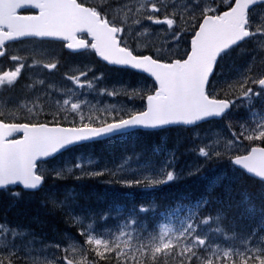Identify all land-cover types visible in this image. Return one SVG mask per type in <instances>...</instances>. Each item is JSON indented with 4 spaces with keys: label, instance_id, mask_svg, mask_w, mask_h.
<instances>
[{
    "label": "snow or ice",
    "instance_id": "obj_1",
    "mask_svg": "<svg viewBox=\"0 0 264 264\" xmlns=\"http://www.w3.org/2000/svg\"><path fill=\"white\" fill-rule=\"evenodd\" d=\"M258 3L264 0H124L119 5L114 0H0V57L12 62L0 69V90L33 93L21 103L0 107V191L19 200L44 192L50 181L105 175L108 183L155 189L225 161L261 185L259 197L244 192L237 199L224 177L216 176L199 195L160 212L166 222L147 232L137 213L157 208L141 205L125 214L117 207L112 218L119 222L105 227L109 214L82 207V193H48L42 206L59 213L74 233H59L57 242L40 241L37 247L34 232L0 223V264H264V55L258 63L253 56L233 78L223 73V62L248 41L258 38L264 49V16L254 15ZM152 25L165 26L159 44L141 40ZM57 42L76 55L99 57L142 75L143 83L122 90L100 87L103 74L96 76L87 66L64 74L71 86L57 87L45 79L27 82L25 69L58 70L59 58L42 59L50 54L45 45ZM15 43L32 47L26 55L10 53ZM87 90L140 103L101 107L81 98ZM241 109L248 118L229 119ZM219 121H227L229 135L216 132L209 139L197 133L198 143L189 150L203 163L187 172L176 168L174 149L159 166L133 168L128 163L132 157L115 166L83 157L70 165L53 163L85 142L140 130L198 129ZM245 218L257 227L248 231L237 223Z\"/></svg>",
    "mask_w": 264,
    "mask_h": 264
},
{
    "label": "rangeland",
    "instance_id": "obj_2",
    "mask_svg": "<svg viewBox=\"0 0 264 264\" xmlns=\"http://www.w3.org/2000/svg\"><path fill=\"white\" fill-rule=\"evenodd\" d=\"M91 2V0H89ZM179 4H183L185 0H177ZM124 3V0H114V4L119 5ZM256 15V18L259 19L261 16H264V10L261 9L259 11H256L254 13ZM165 26H157L152 25L149 29V35H146L145 37H141V40H148L151 42H155L157 44L164 41V36L162 35L163 30ZM252 53L246 54L243 53L240 56H238L239 64H230L228 65L229 69L227 71V75H224V77L227 78H233L238 73L242 72L247 66L252 62L253 56L256 57L257 63L261 59L262 55H264V49L261 48L262 41L260 39H253L252 40ZM32 45L30 43L20 44L11 46L9 49V52H19L21 55H26L28 53V50L31 49ZM49 49V55L42 57L43 60L47 61V59L50 58H59L62 62L58 68V70H53L52 72H48L47 70H43L40 67H36L34 69H25V74L29 78V82L32 80H40L45 79L46 82L55 84L57 87L60 86H71L70 82L60 80L57 81L54 79V76H56L57 72H61L62 76L64 77L65 73H70L72 69L75 68H83L85 66L90 67L94 70V73L96 76H100L103 74V80L100 82V87H108L111 90L112 86H116L118 90H122L121 86H126L128 88H132L137 86V84L143 83V77L142 75H134L133 73H118V72H112L111 75L107 76L108 71L105 69L104 66L100 65L97 61H92L89 57H78V58H70L65 57L64 52L61 50L62 48L60 46L50 44L45 45ZM66 55V54H65ZM10 61V59H8ZM8 68V64L6 60H0V69H6ZM102 69V71H101ZM105 69V70H104ZM232 72V73H231ZM93 73H89V78ZM119 75H121V78H119ZM22 97L20 98H9L6 101H2L0 99V107H10L14 104L21 103L24 101L25 98H31L33 96V93L23 89L22 90ZM82 99H87L92 104H99V106L103 107L108 104H117L119 106L121 103L125 104H135V106H139V101H129L126 96H116V97H109V96H103V95H97L94 90H87L86 92L80 93ZM111 101H115L114 103H111ZM182 128H177L175 131L168 133L163 132L159 135H154L152 138V147L149 149L144 148V145H140L142 148L140 149L137 145L134 143L130 144H121V143H115L112 146H104V149H99L101 152L98 157H94L91 153L88 154H78L74 158L76 160L79 157H83L85 159H91L93 160L97 165H104L108 164L109 166H115L118 165L120 162L124 161L127 157H132L128 161L130 167H138L141 164L144 163H151L156 166H159L165 159V153L169 150H165V147L168 146L170 150H175L176 155L178 157L176 161V168L183 169L185 172L192 166L197 164H202L203 160L197 159L198 156L193 155L189 149L195 146L196 143H198L197 140L194 139L196 134L198 133L200 137L204 138H211L214 133L219 132L222 135H229L228 131L225 130L224 124L219 125H213L206 128H199V129H191V130H181ZM160 146L162 151L157 152L155 150L154 146ZM243 150V149H241ZM82 151H79L77 153H81ZM135 154H140V158L136 159ZM72 155H67L59 158L57 161L53 163H65V164H71L72 161L70 158ZM187 165V166H186ZM189 167V168H188ZM220 170V169H219ZM223 171V170H220ZM217 173V172H216ZM108 177L107 175H105ZM103 177V176H102ZM189 177L185 176L184 178ZM101 178V177H97ZM110 179V177H109ZM48 192H44L42 197H44ZM10 209L6 208V211L3 208V205L0 202V214L1 216L5 217L9 214ZM128 212H125L127 214ZM20 211L17 214V219H15L14 216H8V219L3 220L0 223L6 222L8 226H21L22 228L28 229L35 233L37 237V247H40L41 244L40 241H43L44 243H54L57 242V238L55 235L51 236V232H47L45 227H41L40 223H37V227H33L32 224L26 220H23L19 218ZM58 213H56V216ZM115 215V214H114ZM119 222L118 219H115L111 226L105 225V227H114ZM150 222V221H149ZM166 222V220H159L155 223L154 227L151 228L149 226V223L143 221V228L147 231H158L159 226L161 223ZM55 227H57L55 225ZM75 231L74 229H71ZM66 230L64 229L63 232ZM51 234V235H50ZM63 246V245H62Z\"/></svg>",
    "mask_w": 264,
    "mask_h": 264
},
{
    "label": "trees",
    "instance_id": "obj_3",
    "mask_svg": "<svg viewBox=\"0 0 264 264\" xmlns=\"http://www.w3.org/2000/svg\"><path fill=\"white\" fill-rule=\"evenodd\" d=\"M261 9L264 10V6H260L256 8V11H259ZM252 45H253V42L248 41L246 44L243 45L242 50H237V52L232 53L223 62L224 75H227L226 69L227 70L229 69L228 65L239 64L238 56H240L243 53H246V54L252 53ZM63 52H64L63 58L69 55V53H67L65 49H63ZM86 57H89L92 61L93 60L97 61L96 57L94 58L92 55H86ZM98 63L102 65V63L100 62ZM107 71H108L107 76L111 75L112 72L119 73V70H116V69H108ZM61 78H62L61 72H57L56 79H61ZM119 78H121V75H119ZM16 90H22V89H16ZM9 96L11 98H14L17 95L7 94L3 98L7 99ZM114 102L115 101H111V103H114ZM261 107L262 105L258 103L256 110L259 111ZM248 116H249V113L245 109H241L238 112L233 113V115L229 119L232 121L243 120V119L248 118ZM221 123L225 125L227 121H222ZM225 129L227 130L226 127ZM173 131L174 130L172 131L169 130L168 133L173 132ZM161 133L163 132L152 133V132L140 131L139 134L137 135L111 138L105 142L96 143L92 145L93 147L91 148H86L88 146H85L84 148H81L80 150L82 151L81 153H84V154L91 153L94 157H98L101 152L99 150L100 148L104 149L105 148L104 146H112L115 143H121V144L134 143L140 149L142 148L140 145H144L145 146L144 148L149 149L150 147H152L151 141H152L153 136L159 135ZM165 150H170V148L166 146ZM191 153L197 156L196 153L194 152H191ZM74 157L72 156L70 158L72 162L75 161ZM197 159L202 160V158L200 157H198ZM204 168H203L204 171H202L200 175L198 176H189L191 178L186 177V178L181 179L178 182H173L168 185H162L155 189L153 188L143 189L139 187L127 188V187H123L120 184H116V185L113 183L110 184L107 182L110 180L109 177L103 176L101 177L103 179L92 178V179H86L82 181H76L71 178H69L66 181H57V182L50 181L49 184L45 187V190L49 191V193H54V192L62 193L67 190H75L77 192L82 193L83 197H86V199L82 198L80 200L81 206L86 209H90L91 211L95 213H108L109 218H108L107 224L112 223V216L113 214H115L117 207L122 208L123 211L125 212V211H129L130 209H134L142 205V206H146L149 208L158 209V211L149 212L148 214L137 213L138 215L137 218L141 219L142 217H146L151 222L150 224L152 225L158 217L163 218L160 215V212H162L166 208H171L181 198L193 197V196L199 195V193H201L204 190L205 185L209 181L214 179L216 176L224 177L225 185L231 187L234 190V194L236 195L237 199H241L242 198L241 194L244 192H248V193L253 194L255 197H259V194L261 192V185L259 184V182L252 178L247 177L246 175H241L240 173L236 172L233 166L229 164L227 161L223 162L220 165H211V164L206 165L204 166ZM219 169L224 170V172L220 171ZM206 173L210 174L209 179L206 178L205 176ZM197 178H199L200 180ZM173 188H175L176 190ZM42 199L43 197H39V195L37 194L25 195L23 197V201H25L24 202L25 207L31 208L29 210L31 214L34 215L35 212L38 211L37 216L39 217V220H41V217L45 219L44 226L48 233L50 231L53 234L54 232H56V229H58V227L49 226L51 223H54V222H57V224L60 226L62 230L69 228L68 225H66L63 222V219L61 218L59 213L57 216L56 214H51L47 208L42 206L41 204ZM33 205L36 207L38 206L39 207L38 210H36ZM20 211L25 212V213L28 212V210L25 208H21ZM31 219H33V217H31ZM49 219H52V220H49ZM237 223H242L243 225L244 224H249V225L257 224L256 221L248 219V218H245L243 221H237ZM223 226L228 227L229 222L226 221ZM113 264H115L114 261H113Z\"/></svg>",
    "mask_w": 264,
    "mask_h": 264
},
{
    "label": "bare ground",
    "instance_id": "obj_4",
    "mask_svg": "<svg viewBox=\"0 0 264 264\" xmlns=\"http://www.w3.org/2000/svg\"><path fill=\"white\" fill-rule=\"evenodd\" d=\"M186 166H187V165H186ZM188 168H189V167H188ZM204 169H205V168H204ZM205 170H206V169H205ZM203 171H204V170H203ZM186 172H187V171H186ZM215 172H216V171H215ZM223 172H224V170H223ZM208 173H209V172H208ZM208 173L205 174V176H206L207 179H209V176H210V174H208ZM214 174H215V173H214ZM226 174H227V173H226ZM227 175H228V174H227ZM189 178H191V177H189ZM206 178H205V179H206ZM210 178H211V177H210ZM187 179H188V178H187ZM192 179H193V178H192ZM197 179H199V178H197ZM185 180H186V179H185ZM188 180H189V179H188ZM194 180H195V179H194ZM199 180H200V179H199ZM106 181H107V180H106ZM196 181H197V180H196ZM202 181H203V180H202ZM202 181H201V182H202ZM206 181H207V180H206ZM184 183H186V182H184ZM184 183H183V184H184ZM198 183H199V182H198ZM105 184H106V183H105ZM110 184H111V183H110ZM199 184H200V183H199ZM103 185H104V184H103ZM115 185H116V184H115ZM203 186H204V185H203ZM186 187H187V185H186ZM134 188H135V187H134ZM169 188H171V187H169ZM106 189H107V188H106ZM173 189H175V188H173ZM175 190H176V189H175ZM178 191H179V190H178ZM180 191H181V190H180ZM101 195H102V194H101ZM59 227H60V226H59ZM57 232H58V229H56V233H57ZM54 233H55V232H54ZM54 233H53V234H54ZM73 233H74V231H73Z\"/></svg>",
    "mask_w": 264,
    "mask_h": 264
},
{
    "label": "water",
    "instance_id": "obj_5",
    "mask_svg": "<svg viewBox=\"0 0 264 264\" xmlns=\"http://www.w3.org/2000/svg\"><path fill=\"white\" fill-rule=\"evenodd\" d=\"M257 5H260L259 3L257 4ZM256 5V6H257ZM255 6V7H256ZM67 50V49H66ZM67 51H69V50H67ZM70 52V51H69ZM99 60H100V58L99 57H97ZM101 62H104V61H102V60H100ZM106 63V62H105ZM107 64V63H106ZM108 65V64H107ZM110 67H116V68H118V66H113V65H109ZM145 131H157V130H145ZM104 139H106V138H104ZM99 140H103V139H98V140H96V141H99ZM90 142H92V141H90ZM86 143V142H85ZM247 175H249L250 177H252L250 174H247ZM255 179H257V178H255ZM258 180V179H257ZM22 187V186H21Z\"/></svg>",
    "mask_w": 264,
    "mask_h": 264
}]
</instances>
